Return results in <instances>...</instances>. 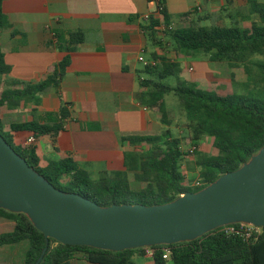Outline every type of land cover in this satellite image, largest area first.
I'll return each mask as SVG.
<instances>
[{
  "label": "trees",
  "instance_id": "16d2710c",
  "mask_svg": "<svg viewBox=\"0 0 264 264\" xmlns=\"http://www.w3.org/2000/svg\"><path fill=\"white\" fill-rule=\"evenodd\" d=\"M3 1L0 0V29L5 24ZM206 5L204 0L200 11L193 8L172 21L161 4V18L150 16L147 21L144 20L142 30L153 46L158 45V37L164 35L177 56L199 51L208 55L211 62H225L230 68L241 67L248 81L263 85L260 98L219 95L214 91L195 89L193 85L179 80L180 63L152 52L149 58L157 64L142 68L139 75L143 76L138 78V101L149 111L159 114L162 124L169 126L171 122L165 97L171 95L178 101L183 121L177 125L180 129L177 134L167 127L156 136H122L121 142L132 149L123 152V171H103L92 178L70 158L40 168L33 146L13 144V135L21 132L31 133L36 139L44 136L54 138L69 117L67 106H63L58 113L47 112L39 120L32 113L31 121L11 124L8 130L0 119V135L55 188L79 194L102 206L164 204L183 192L198 191L199 188H185L189 182L181 171L184 160L190 156L186 150L191 146L197 148L192 155L197 157L194 165L201 168L197 179L203 185L234 171L264 145V2L238 0L236 6L222 11L224 15L208 12ZM225 19L228 25H225ZM241 21H248L249 26L241 27ZM53 39L56 49L65 55L47 70L42 81L35 84L10 79L9 67L5 65L0 49V115L4 107L23 105L36 95L56 88L61 78L71 71L69 54L77 45L84 43L85 35L80 31L57 32ZM170 79L177 80L171 84ZM16 85H21L22 90L11 88ZM15 96L20 99L15 100ZM86 130L99 131V126L88 124ZM205 138L212 139L217 155L206 157L198 151ZM130 175L133 176L132 182ZM0 217L14 222L11 232L0 234V246L27 241L23 264H35L45 246L43 235L22 214L0 209ZM232 226L243 228L241 224ZM221 229L192 242L121 252L61 245L49 240L39 264H72L76 257L89 264H135L133 259L147 256L148 250L152 251V264H167L168 261L171 264H264V228H260L261 234L255 240L245 239L236 233H225ZM165 250L169 253L167 259H163Z\"/></svg>",
  "mask_w": 264,
  "mask_h": 264
},
{
  "label": "crops",
  "instance_id": "0c3cea01",
  "mask_svg": "<svg viewBox=\"0 0 264 264\" xmlns=\"http://www.w3.org/2000/svg\"><path fill=\"white\" fill-rule=\"evenodd\" d=\"M203 1L161 0V3L166 14L176 21L178 15L193 8L201 10ZM206 2L208 12L220 13L218 6L231 9L238 0ZM155 8L152 0L3 1L5 24L0 29V49L12 80L38 83L64 57L56 49L52 34L80 31L85 35L84 43L69 54L71 71L56 88L36 95L33 101L1 111L0 119L8 130L11 124L31 121L32 113L39 120L43 114L58 113L67 106L69 117L63 129L54 138H37L33 145L40 168L70 158L92 178L103 171H123V152L132 149L121 142L122 136H156L163 132L160 115L138 101V78L143 75H139L142 69L138 68L137 57L147 58L148 52L143 16L153 13ZM152 52L161 54L157 46H153ZM167 57L189 66L188 82L205 84L219 95L233 94L236 88L246 85V74L241 77L242 68L238 72L237 67L230 68L225 62H211L194 54L178 57L174 53V58ZM11 88L22 90L21 85ZM88 124L99 126V131H87ZM30 135L14 134L13 144L24 146ZM181 171L187 177L183 164ZM13 227V221L0 217V234L11 232ZM27 249V241L0 246V264H23ZM79 259L81 264L87 263ZM141 259L152 264L149 256Z\"/></svg>",
  "mask_w": 264,
  "mask_h": 264
},
{
  "label": "water",
  "instance_id": "95a60500",
  "mask_svg": "<svg viewBox=\"0 0 264 264\" xmlns=\"http://www.w3.org/2000/svg\"><path fill=\"white\" fill-rule=\"evenodd\" d=\"M0 209L24 215L61 245L121 252L192 242L218 228H264V145L237 169L196 192L157 205H99L55 188L0 135Z\"/></svg>",
  "mask_w": 264,
  "mask_h": 264
},
{
  "label": "rangeland",
  "instance_id": "374dc122",
  "mask_svg": "<svg viewBox=\"0 0 264 264\" xmlns=\"http://www.w3.org/2000/svg\"><path fill=\"white\" fill-rule=\"evenodd\" d=\"M258 1L264 2V0H258ZM218 7H219L218 8L219 12H221L224 15V12H222L224 10L223 6H218ZM227 10H229V9H227ZM225 25H228V21L226 19H225ZM240 25H241V27H248L249 22L248 21H246V22L241 21ZM158 39H159V44L156 46L159 49V52L161 53L160 56L172 55V57L174 58L173 48L169 43H167L165 36H160V37H158ZM147 45H148V52L146 55H147V58H149V55H150L151 50L153 49V46H152L150 41H148ZM193 54L195 56H201V57L204 56V57H207L209 59L208 55L205 56L202 54V52H199V51H196ZM178 57H180V55ZM175 59H176V56H175ZM189 61H193V60L189 59ZM189 61L187 60V62H189ZM184 65H185L184 63L181 64V73L179 74V80L193 85L192 87H194L195 89L208 90V91H212V92L215 91V90H212L210 88H206L205 84H201V83L196 84L193 82H188L189 80H187V79H189L191 77L190 74L188 75V72H187L189 66H187V65L184 66ZM138 68L142 69V66L139 64ZM236 69H238V72H239V70L240 71L242 70L241 67H237ZM242 72L243 71H241V77L244 78L245 72H243V73ZM176 80L177 79H170L169 81L171 84H175ZM238 80H240V79H238ZM262 89H263V85L246 80V85L245 86H239L238 88H236V91H234L233 94L244 96V97L260 98ZM14 99L18 100L20 98H17L15 96ZM165 99H166L168 117H169L171 124L169 126L162 124V126H163L162 130L164 131L167 127H169V130H171V132L177 134L180 130L177 125H181V122L183 121V113L180 109L178 101L174 97L169 95V96L165 97ZM29 100L33 101L31 99H29ZM202 142L203 143H201L198 146L199 152H201L206 157H213V156L217 155V151L212 145V139L211 138H205L204 141H202ZM195 161H197V157L192 155V156H188L183 162L184 170H186L185 172L187 175L186 179L189 182L188 186H186L185 188L195 189L194 187H192L193 183L197 182V181L201 182L199 179H197V173L201 168H197L194 165ZM129 180L132 182V180H133L132 175L129 176ZM183 185L185 186L186 184L184 183ZM79 258L80 257H76V259L72 261V264H81L80 263L81 261ZM133 260H134L135 264H148L147 261H143L141 259V257L134 258ZM85 264H87V263H85ZM167 264H171V263L168 261Z\"/></svg>",
  "mask_w": 264,
  "mask_h": 264
},
{
  "label": "built area",
  "instance_id": "2783aa9c",
  "mask_svg": "<svg viewBox=\"0 0 264 264\" xmlns=\"http://www.w3.org/2000/svg\"><path fill=\"white\" fill-rule=\"evenodd\" d=\"M153 4H155L156 8L154 10L153 13H148L146 15L143 16V20L147 21L148 18L150 16L154 17L155 19H160L161 18V14H160V10L162 9L161 7V0H152ZM196 9L199 11L200 8ZM161 29L164 31V27L162 26ZM169 29H171L169 27ZM164 36V35H161ZM52 37H54V34H52ZM160 37V36H159ZM137 61L142 65V67H153L157 64V62L153 59L150 58H145L143 55H139L137 57ZM36 142V138L34 137L33 134H31L29 137L26 138L25 142H24V147H28V146H33ZM196 147L195 146H191L188 147L186 152L191 156L195 151H196ZM205 185H203L201 182H194L192 187L194 188H203ZM241 227H243L242 229H236L234 226L229 225V226H225L222 227L221 231L225 232V233H236V234H240L242 235L243 238L245 239H251L253 238L254 240L257 239V237L261 234V230L260 228L257 227H252V226H245L241 224ZM147 256H151L152 255V251L148 250L146 252ZM169 256V253L167 250L164 251L163 254V259H167Z\"/></svg>",
  "mask_w": 264,
  "mask_h": 264
}]
</instances>
